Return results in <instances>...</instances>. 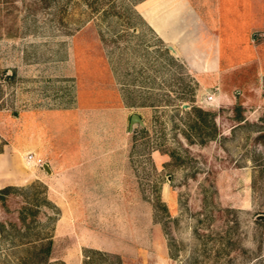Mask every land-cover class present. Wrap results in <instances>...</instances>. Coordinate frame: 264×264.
Returning a JSON list of instances; mask_svg holds the SVG:
<instances>
[{
	"label": "rangeland",
	"instance_id": "rangeland-1",
	"mask_svg": "<svg viewBox=\"0 0 264 264\" xmlns=\"http://www.w3.org/2000/svg\"><path fill=\"white\" fill-rule=\"evenodd\" d=\"M138 1L13 0L7 11L0 4V152L44 161L17 186L26 190L0 196L1 264L60 260L59 249L49 262L38 252L59 214L42 202L50 200L54 156L52 146H41L38 122L77 106L89 108L82 118L88 148L107 129L109 146L119 147L124 131L136 182L128 203L111 196L87 205L93 217L102 214L104 236L120 250L86 248V264H123V232L132 229L143 239L136 264H264V143L257 139L264 77L229 79L225 102L204 101L217 86L201 88L169 55L137 14ZM123 98L145 106L134 108L145 124L128 130L116 112L107 121L108 107ZM192 106L213 115L200 136L189 128ZM156 150L170 157L159 170Z\"/></svg>",
	"mask_w": 264,
	"mask_h": 264
},
{
	"label": "crops",
	"instance_id": "crops-1",
	"mask_svg": "<svg viewBox=\"0 0 264 264\" xmlns=\"http://www.w3.org/2000/svg\"><path fill=\"white\" fill-rule=\"evenodd\" d=\"M134 8L169 55L195 76L201 88L217 86L218 95H213L210 103L220 104L229 98L224 90L229 79L259 73L264 77V0H139ZM136 107L145 106L123 98L108 107L105 117L110 123V112L119 113L121 123H127L129 130L132 114H137L143 124L147 122L134 111ZM88 110L77 106L75 111L43 113L40 116L44 118L38 122L41 146H52L54 156V180L47 185L49 198L59 209L53 224L52 251L59 249V258L65 264H83L86 248L120 250L104 236L102 214L93 217L87 205L109 202L111 196L115 202L122 198L123 204L128 203L131 197L127 193L136 185L124 131L118 138L119 147L109 146V129L98 137L99 146L87 147L82 118ZM151 156L158 170L170 160L159 150ZM24 163L19 153L9 149L0 152V188L25 185L35 178V165L25 159ZM93 218L101 224L94 223ZM125 231L123 264H136L138 253L144 252L143 239L135 229ZM129 250L135 253V257H128L130 262L126 258Z\"/></svg>",
	"mask_w": 264,
	"mask_h": 264
},
{
	"label": "trees",
	"instance_id": "trees-1",
	"mask_svg": "<svg viewBox=\"0 0 264 264\" xmlns=\"http://www.w3.org/2000/svg\"><path fill=\"white\" fill-rule=\"evenodd\" d=\"M8 3H13V0H0L1 6L4 5V9L6 11L8 9L7 7ZM7 36H12V35L8 34ZM188 114L193 118L189 124V128L190 130L196 132L198 136L203 135V132L206 128L210 127L211 125L213 126V120H212L213 115L210 112L201 109L200 107H196V106L190 107ZM184 135L187 140H190V137L187 133H184ZM257 139L260 140L262 143H264V131L259 133ZM170 155L172 156V154ZM19 190H26V188H20L17 186L8 185L3 188H0V196ZM42 202L44 205H47L48 207L53 209L56 214L58 213V208L50 200L44 197L42 199ZM26 210H28L31 214H34V212H36L33 211L31 208H26ZM44 240L46 242L39 248L38 252L44 256V260L46 262H49V260L51 259V252L53 245L52 235L45 237ZM83 263L86 264L85 262ZM53 264H65V263L62 260H58L55 261V263Z\"/></svg>",
	"mask_w": 264,
	"mask_h": 264
},
{
	"label": "built area",
	"instance_id": "built-area-1",
	"mask_svg": "<svg viewBox=\"0 0 264 264\" xmlns=\"http://www.w3.org/2000/svg\"><path fill=\"white\" fill-rule=\"evenodd\" d=\"M213 100V94L207 95L204 101L206 102H211ZM24 159L27 163H32L35 166L43 167L44 166V161L41 157H36V155L32 152H27L24 155Z\"/></svg>",
	"mask_w": 264,
	"mask_h": 264
},
{
	"label": "water",
	"instance_id": "water-1",
	"mask_svg": "<svg viewBox=\"0 0 264 264\" xmlns=\"http://www.w3.org/2000/svg\"><path fill=\"white\" fill-rule=\"evenodd\" d=\"M136 123L143 125L141 118L137 114H132L129 120V130H131Z\"/></svg>",
	"mask_w": 264,
	"mask_h": 264
}]
</instances>
